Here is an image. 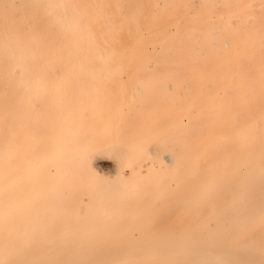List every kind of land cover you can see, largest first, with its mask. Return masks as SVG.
<instances>
[{
	"label": "bare ground",
	"instance_id": "obj_1",
	"mask_svg": "<svg viewBox=\"0 0 264 264\" xmlns=\"http://www.w3.org/2000/svg\"><path fill=\"white\" fill-rule=\"evenodd\" d=\"M122 106L160 132L128 167ZM204 132L203 187L127 234L146 204L94 176L172 169ZM0 264H264V0H0Z\"/></svg>",
	"mask_w": 264,
	"mask_h": 264
},
{
	"label": "rangeland",
	"instance_id": "obj_2",
	"mask_svg": "<svg viewBox=\"0 0 264 264\" xmlns=\"http://www.w3.org/2000/svg\"><path fill=\"white\" fill-rule=\"evenodd\" d=\"M123 92V96L126 101L131 99L132 94L130 93L129 88L126 87ZM178 92L179 90L170 93V103L178 101V98L180 97ZM103 93V96H107L115 100L120 97V90L118 87L108 88L103 91ZM194 97L195 96L193 93L192 95L188 96V98L195 100L193 104L192 101L194 100L190 102L191 106H189V110L191 112H195L197 110L196 108L198 107L196 98ZM144 98L145 94L141 96V99ZM167 112H171L168 114L169 117H178L180 118V121H183V123L187 122L188 120L186 113L189 111L183 108L182 104L177 107L174 106V109L171 111H166V115ZM109 113L112 114L113 124L115 125L111 136H120L121 142L123 143L122 145H124L131 154L129 160L125 164V166L128 167V162L131 164L135 158L141 156L142 150L145 146L154 144L157 141L158 135L160 133L158 130L159 126L157 123L155 125L154 122L152 123L150 121H145V123L139 124L134 130L130 131L132 127L129 126L128 121L132 117L140 115L141 111H136L135 108H131L130 106H122L117 108L115 111L106 112L107 115ZM128 130L129 133L132 134V138L126 142L124 139H122V136ZM84 137H82L81 140H83ZM207 141L208 139L206 137V133L204 132L192 142L193 147L182 151L178 156H176L177 162L172 169L145 171L142 173V175H138V178H136V183L134 178H130L128 169H123L121 167L122 165H120L117 169V172H113L110 175H95L94 180L90 183V189L99 183L108 185L115 189V193L119 198L129 199L130 201H134V203H145L146 207H143L142 210L132 211L127 216H118L119 219H132L136 223L127 228V234L132 236L143 235L144 232L148 231V226L146 223H152L153 221L160 219L158 216L155 217L154 213H159L162 209V205L168 204L170 201L173 203H179L183 196H188V193L195 192L198 186L199 189L203 187L206 177L203 175L205 168L204 157L201 148L207 145ZM142 164L144 165V163ZM121 175L130 178L123 188L120 187L123 183ZM198 191L199 190H197V192ZM195 197H189V202L195 199L200 200V193H197ZM78 212L82 213L83 211L80 210ZM152 219L154 220L152 221ZM174 234L183 235L184 232L175 231Z\"/></svg>",
	"mask_w": 264,
	"mask_h": 264
}]
</instances>
